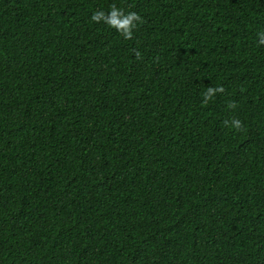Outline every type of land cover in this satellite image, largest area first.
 Wrapping results in <instances>:
<instances>
[{
    "label": "trees",
    "instance_id": "1",
    "mask_svg": "<svg viewBox=\"0 0 264 264\" xmlns=\"http://www.w3.org/2000/svg\"><path fill=\"white\" fill-rule=\"evenodd\" d=\"M262 31L264 0H0V264H264Z\"/></svg>",
    "mask_w": 264,
    "mask_h": 264
},
{
    "label": "clouds",
    "instance_id": "2",
    "mask_svg": "<svg viewBox=\"0 0 264 264\" xmlns=\"http://www.w3.org/2000/svg\"><path fill=\"white\" fill-rule=\"evenodd\" d=\"M91 20L93 22L103 21L108 26L114 28L119 32L124 39L130 40L133 36V30L136 28L137 23L142 24L144 21L141 16L135 12H125L122 8L117 7L115 4L110 6V10L106 13L105 11H96L92 16ZM260 36L259 43L264 44V31L258 34ZM135 56L139 59L140 53L135 52ZM223 87H208L204 95V103H207L212 97L218 93L223 92ZM230 108H234L235 104H229ZM225 125H228V121H224ZM231 126L236 130H240L242 127V122L238 119L233 118L231 121Z\"/></svg>",
    "mask_w": 264,
    "mask_h": 264
}]
</instances>
